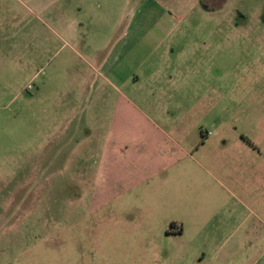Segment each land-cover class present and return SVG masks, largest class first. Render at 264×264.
Segmentation results:
<instances>
[{"label": "rangeland", "instance_id": "1", "mask_svg": "<svg viewBox=\"0 0 264 264\" xmlns=\"http://www.w3.org/2000/svg\"><path fill=\"white\" fill-rule=\"evenodd\" d=\"M138 22L171 27L173 64L191 62L199 75L197 138L225 122L227 137L257 145L250 159L207 161L201 237L192 238L200 223L191 237H165L186 204L157 206L136 191L101 201L103 178L89 172L101 143L77 142L79 127L97 140L101 126L89 123L108 118L90 104L75 116L90 97L76 95L86 62L72 44L80 36L105 53ZM0 264H264V0H0Z\"/></svg>", "mask_w": 264, "mask_h": 264}, {"label": "crops", "instance_id": "2", "mask_svg": "<svg viewBox=\"0 0 264 264\" xmlns=\"http://www.w3.org/2000/svg\"><path fill=\"white\" fill-rule=\"evenodd\" d=\"M168 13L164 12L163 18H170ZM159 25L135 23L105 53L103 49L91 52L89 43L80 36L76 38L71 50L86 62V67L75 73L76 95L90 98H86V104L72 109L80 117L79 113L84 114L90 104L92 112L103 111L108 118L107 122L89 123L90 127L101 126L97 140L91 139L94 138L91 130L79 127L77 134L81 139L77 142L101 143L89 169L90 174L103 178L98 186L107 194L101 201L114 200L118 192L136 191V200L157 206L171 202L186 204L180 213L188 217L178 218L164 234L167 239L177 240L188 232L190 236V226L200 223L199 235L192 237L197 238L206 234L209 226L208 217L204 216V200L212 197L206 193L210 192L214 176L207 161L221 163L229 153L236 156L239 151L250 159L257 145L245 135L227 137L225 122L216 123L214 130L202 131V142L197 138V126L190 118L194 113V95L202 92L204 97L205 90L197 88L199 75L194 74L191 62L173 64L179 60L180 50L176 51L174 43L167 41L171 27ZM61 28L69 39L72 27ZM160 31H163L161 38L150 41ZM99 101L107 105L97 106ZM193 202L196 205L191 211ZM197 212L200 217L190 215ZM181 253L177 250V255Z\"/></svg>", "mask_w": 264, "mask_h": 264}, {"label": "built area", "instance_id": "3", "mask_svg": "<svg viewBox=\"0 0 264 264\" xmlns=\"http://www.w3.org/2000/svg\"><path fill=\"white\" fill-rule=\"evenodd\" d=\"M29 89H32V86H30Z\"/></svg>", "mask_w": 264, "mask_h": 264}]
</instances>
